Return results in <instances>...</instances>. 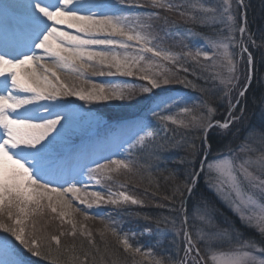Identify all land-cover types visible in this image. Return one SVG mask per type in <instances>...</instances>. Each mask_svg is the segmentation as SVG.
Listing matches in <instances>:
<instances>
[{"label": "rangeland", "instance_id": "1", "mask_svg": "<svg viewBox=\"0 0 264 264\" xmlns=\"http://www.w3.org/2000/svg\"><path fill=\"white\" fill-rule=\"evenodd\" d=\"M113 1H115L114 4H118L117 0ZM239 1L240 0H228V5H230L229 12L223 13V8L228 6L224 3V0H179L181 5L184 3L187 4V8L189 9L188 14L196 17V19L191 20L195 29H186L183 25L179 24L181 22H178V18L176 19L177 23L172 22V25L176 26L171 28V38H177L178 41H182V43L185 44L183 47L184 52L192 51L194 53L200 49L208 51L209 54H211L213 52V48L211 47L212 41L222 40L224 43H227L228 52L231 54L233 63L235 64L234 73H229L228 66L220 55L214 56L212 60H205L204 57L201 56L199 58V63L189 57H181L176 63H172L171 61H162L157 57H152L151 53H145L144 55L152 61L149 74L159 79L160 77L156 74L163 73L171 77L172 83L162 86L161 88L152 89L150 93H144L142 91L143 87L151 88V85L147 80L141 79L144 73L136 70H133V75L131 76L126 74L122 75L120 72H117L115 68L111 69V71L115 73L114 75H108L109 69L107 68L102 69L105 73L104 75H99L98 73L101 70L99 67L97 68V74L93 75L92 71H89L86 73L85 77H77L75 74H62V79L75 85L77 90H84L87 92L92 90L94 86L98 89L100 85H104L105 94L109 95L111 94L109 91L110 87L115 86L118 89L124 90L125 99L80 100L75 96H61L56 101L42 100L38 102L41 107L37 120L42 122L41 118H55L57 113H64L65 119L62 120L61 126H58V132L52 135L58 141L73 142L79 139L80 136L83 137L90 133H94L97 128L99 129L100 126L109 122L108 120H111V118L108 119L99 115L100 113L102 114L112 109L116 110L118 114L122 113V116L136 113L141 110L143 107L142 104L147 100V97L156 96L158 95L156 92H166L174 87H178L179 90L174 92L171 96L187 98L189 102L187 106L193 109V115H199L200 113L207 114V109L211 107L214 109V112L211 114V121L214 123L212 119L214 114L220 110L226 100L235 103L236 109H234V112L236 113V110L239 111L244 104H247L245 96L241 97L239 92L232 97L228 95L229 92H232V94L235 92L234 90L231 91V89L233 88L232 85H234L235 80H238L237 70L243 68L247 63L244 60L245 57L242 55L240 57L242 63L238 66L239 43L244 42L246 45L245 37L248 31V17L246 15L244 26L246 27V32L241 36L238 31L244 19ZM27 2L28 0H2L0 7H3V3L20 6L27 4ZM88 2L104 3L107 1L88 0ZM251 2H254V0H251ZM192 5L196 7L193 8ZM201 5H203L204 9H215V11H203ZM123 8H129L131 10L145 9L144 12L140 10L135 12L126 11V13L121 15L135 17L138 14L142 21L152 25L151 29L148 31L156 37L153 43H160L156 32H153L154 20L152 23L151 21L149 22V16L158 12L150 9H159L152 5L151 0H130L128 4L120 5V8L116 6L114 11L119 13L120 9ZM160 9H163L166 15L169 13L172 14L174 11L165 10L164 8ZM13 10L16 12L19 11L23 15L26 14L22 7H14L8 11H0V13H7L6 16H10V14H16L13 13ZM94 10L96 11V9ZM255 10L256 15L263 18V24L258 30L260 51H258L256 55H252L253 62L250 69L251 79H247L249 76V66L247 64L246 77L243 79L241 85V90L246 88L244 95L248 92L250 93V86L252 84V87H257L258 95H260L259 110L254 115L252 125L243 132L238 131L228 136L226 134L227 130H230V128L222 129L218 126L219 123H214L217 126L208 130L207 139L205 140V133L198 127L185 128L172 124L169 121L167 129H165L161 122L151 116V111L146 118H132V120H128L127 122L129 123L135 122L130 125H127V122L123 123L126 124L125 130L131 131L129 138L132 134L137 135V133L141 131L142 126L148 123L153 125L151 130L157 133L154 139L148 138L143 147L137 145L131 149L133 155L132 159H115L132 161L134 164L133 171L126 172L121 170L120 174L111 173L113 179L109 180L101 177L99 178V183H97V180L89 179L88 176L84 174L79 178L76 186L81 183L86 187H77L81 190L79 193H68L66 199L72 202V207L61 209V206L57 204V213L51 212L47 207L48 200L45 198L42 201L45 205L41 213L42 216L34 220L35 222H40V224H36L35 229H33L31 222L27 221V231L29 233L35 232L42 248L46 250V246L50 243L51 248L55 250V242L49 241V237L52 235L60 236L62 246L74 244L77 250H79L81 246L85 249H91L92 245L89 244V239H91L95 241L96 246L101 250L107 247L108 251L119 259V264H137V261H140L142 258L139 255L125 253L123 251V245L119 243L118 238L113 236L110 231L106 230V227H114L120 237H126L133 247L139 246L145 251L150 249L153 252V259H161L163 264H179V261L184 257L185 242L183 231L187 229L194 240L197 239V233L200 230H203L205 233H226L223 240L214 242L215 246L212 249L206 248L204 241H199L198 246L207 264H214L212 260L213 252H226L237 248L241 251L251 252L256 258L257 264H259L260 260H264V234L255 226V220L249 223L247 220L241 219L237 211L234 210L233 201L236 200V193L233 192L229 195L227 186L223 192L218 191L216 187L217 174L214 171H210L208 168V164L215 161L218 157L223 156L232 158L235 161L238 170L237 175L243 188V198L246 199L247 196L251 195L255 201V203L249 205V209L253 214H259L261 211H264V208L261 207V205H264V195H262L264 189H262L258 183L249 184V182L244 179V175L239 171L240 165L244 160L248 158H257L261 150L264 149V143L261 142V136L264 134V0L258 1ZM229 14L233 16L232 21L227 19ZM213 17H215V22H213ZM158 21L168 24V22L162 18ZM68 30L73 31L71 29ZM229 36H234V39H226V37ZM130 43L135 44V42ZM158 47L173 52H180L175 51V48L172 49L169 45L164 43L162 45L159 44ZM118 51L123 50L118 49ZM134 51V48L129 49V52ZM216 51L223 52V49H218ZM248 51L251 53L249 49ZM143 66L147 67V65ZM184 68H187L188 71H184ZM233 75L236 79H233L231 84L222 83V81H226ZM179 79L184 81V83L176 82ZM185 84H187V86H185ZM186 89H188L190 93L187 92ZM162 95H165L163 96L164 98L168 96L162 93L155 101L162 99ZM45 107H47L49 111H44ZM105 115L108 117L112 116L110 114ZM179 118L180 117H178V119ZM184 119L188 120L190 117H184ZM111 125L115 126L116 123ZM232 126L233 123H231L229 127ZM213 132L221 139V144L216 147H211L208 142V136ZM181 136L186 138V140H183V143L179 140L177 141ZM54 146H56V144ZM125 147L129 151L128 146ZM247 148H251L252 151H242V149ZM135 155L138 156L136 162L139 165L135 163ZM190 155L191 157L195 155L196 159H193V161H190V159L187 160L186 158ZM197 158H200V161L197 162ZM171 169H173V171H171ZM183 170L184 172L182 173ZM248 170L260 180H264V172H261L259 168L250 166ZM152 174H166L175 180H184L186 188L190 186L191 191H193V189L196 191L197 188L202 194H210V198H214V201L205 200L203 195L201 197L202 199H199L197 198L198 195L196 196L193 191L194 195L188 198L186 204V197L179 203L181 209L179 213L174 214L175 209L170 206L172 205L170 202L168 207L159 205L160 208L162 207V210L157 212L151 211L153 213L147 215L145 214V210L141 208L148 207L151 197L145 193L146 187H143L138 182L141 177L145 180L152 178V176H150ZM147 182L148 186H151L152 182ZM165 186L166 183L162 182L158 188L164 189ZM140 187L142 189L145 188V191L141 190ZM181 187V183L176 186L175 195L180 192ZM95 192H99L105 197V201L99 202V206H97L95 197L92 196V193ZM120 192L132 196L142 203L132 204L129 201L127 203L122 202L113 205L107 202L110 193L119 194ZM49 195L52 196V202L56 203L59 194L49 193ZM86 195L87 202L85 204H80L78 200L74 199V196H79L81 199H84ZM112 198L117 197L114 196ZM120 199L122 200V197ZM175 202L177 201L174 200V203ZM216 202L226 209L224 211L231 212V215H234V219L228 220L231 219L228 218V213L218 208ZM88 203L92 204L91 208L87 207ZM236 203H239V200H236ZM77 208L79 209L78 211L76 210ZM125 209L129 210V212L125 211ZM61 210L65 211L67 215L60 217L58 213ZM202 213L207 214V221H201L199 219ZM185 215L187 216L186 225L184 224ZM69 220L76 225L75 237L68 235L72 230V224L68 223ZM254 231L260 233L262 239H255ZM61 232H63L64 235H60ZM81 232H91L92 236L89 238L87 235H81ZM101 233H104L103 237ZM7 234L11 235L9 232H7ZM9 241L12 244L16 242L13 236L9 237V240L5 238L4 241H0V251L5 248V254L0 257V261H8L9 264H12L14 261H20L21 264H23V260L12 252ZM245 242H250L254 247H242ZM18 244L21 247V252L19 254L24 260L35 262L38 256L33 255L19 242ZM144 264H151V260L144 261ZM189 264H191V259L189 260Z\"/></svg>", "mask_w": 264, "mask_h": 264}, {"label": "snow or ice", "instance_id": "2", "mask_svg": "<svg viewBox=\"0 0 264 264\" xmlns=\"http://www.w3.org/2000/svg\"><path fill=\"white\" fill-rule=\"evenodd\" d=\"M129 2L130 0H117L120 5ZM151 3L154 7L169 11L179 10L181 7L170 3L169 0H151ZM224 3L228 5V0H224ZM240 3L242 4L243 0H240ZM14 7H22L25 10L30 31L23 44L27 51H18L13 54L0 50V88H2L0 91V229L11 233L15 240L33 255H43L50 261V264H119V259L114 257L107 247L101 250L91 239H89L91 249L81 246L77 250L74 244L62 246L60 236L52 235L49 241H54L56 248L53 250L49 243L45 250L39 244L35 232L27 231L28 217L38 211L43 212L45 205L42 201L45 198L48 200L47 207L51 212L57 213V204L61 206V209L72 207V202L66 199L68 193L75 194L81 191L74 182H68L67 188L53 187L50 180L42 179L50 175H62L67 167V161L55 156L53 152L56 138L52 135L58 132V126H61L65 114L57 113L55 118H41L42 122L37 123L35 120L39 117L41 107L38 102L56 101L61 96H75L80 100L125 99L124 90L115 86L110 87L111 94L106 95L104 85H100L98 89L94 86L92 90L85 92L77 90L75 85L62 79V74L85 77L87 72L92 71L95 75L98 67L101 69L99 75L105 74L102 70L104 68L109 69L108 75L115 74L111 71L113 68L122 75L131 76L133 70L144 73L141 79L147 80L151 85V88L143 87L144 93H150L152 89L172 83L171 77L163 73L156 74L160 77L159 79L149 74L152 61L144 55L145 53H151L152 57L172 63H176L181 57H189L199 63L201 56L205 60H212L214 56L220 55L226 62L229 73H234L235 64L228 52V44L222 40L212 41L213 52L211 54L200 49L194 53L161 49L153 43L156 37L148 31L152 27L151 24L142 21L138 14L135 17L117 14L114 11L115 4L88 2V0H47V3L43 0H28L27 4L20 6L3 3L0 11H8ZM192 7L196 6L192 5ZM201 9L215 11V9H204L203 5ZM229 9L230 5L224 7L223 13H228ZM180 15L182 17L189 15L190 19H196L184 11H180ZM212 19L215 22V17ZM227 19L232 21L233 16L229 14ZM238 31L243 36L246 27L241 26ZM226 39L232 40L234 36L226 37ZM130 42H135V44ZM133 48L135 51L129 52V49ZM118 49L123 51H118ZM218 49H223V52L216 51ZM242 51L248 52L247 47H242ZM252 62V54L248 53L249 76L247 79L249 80L251 79ZM183 70L188 71L187 68ZM233 79H236L234 75L222 83L231 84ZM176 82L184 83V81ZM245 90L246 88L239 92L241 97ZM153 103L151 116L161 122L165 129L169 121L185 128L198 127L205 133L206 140L208 130L217 126L211 121L213 108L209 107L207 114L193 115V109L187 106L189 102L185 97L167 96L158 101L154 100ZM44 111H49V109L45 107ZM184 117H190V119L185 120ZM237 119L239 117L233 116L230 110L229 119L218 126L228 129L230 124ZM152 128L151 123L144 125L134 137L133 142L129 144V154H131L130 150L137 145L143 147L148 138H155L157 133L151 130ZM261 142L264 143V134L261 136ZM242 151L251 152L252 149L247 148ZM250 166H255L264 172V149L257 158L244 160L239 168L249 184L258 183L264 189V180H260L249 171ZM85 167L87 166L82 165L81 169ZM133 167L132 161L109 159L105 164L96 163L94 168L87 167L85 174L89 179L97 180L99 183L101 177L111 180L113 179L111 173L120 174L121 170L132 172ZM208 168L217 174L218 191L223 192L227 186L229 195L236 193V200H239V203H236V200L233 201L234 210L241 219L249 223L255 220V226L264 234V211L253 214L249 209V205L255 201L251 195L246 199L243 198V188L237 175L235 161L232 158L221 156L209 163ZM187 190L191 193V187ZM49 193L59 194L56 203L52 202V196ZM92 196L95 197L97 206L99 202L105 201V197L99 192L92 193ZM114 196L117 198H112ZM74 199L80 204H85L87 195L84 199L79 196H74ZM129 201L132 204L142 203L124 192L110 193L107 200L113 205ZM87 207L91 208L92 204L88 203ZM261 207L264 208V205ZM58 214L60 217L67 215L63 210ZM199 219L207 221V214H200ZM68 223L72 224V230L68 235L75 237L76 225L71 220ZM184 224H187V216L184 218ZM33 229H35V223H33ZM106 230L118 238L125 253L139 255L142 258L137 261V264H144L147 260H151V264H163L161 259H153V252L150 249L145 251L139 246L133 247L126 237H120L114 227H106ZM60 235L64 233L61 232ZM81 235H87L90 238L92 233L81 232ZM103 235L104 233H101L102 237ZM183 236L184 257L179 264H189L190 259L193 264H200L205 257L201 256L199 241H204L205 247L212 249L215 246L214 242L223 240L226 233H205L200 230L197 233V239L194 240L190 232L185 229ZM242 247L251 248L254 245L245 242ZM212 260L214 264H257L251 252L241 251L239 248L226 252L215 251L212 254ZM0 264H9V262L0 261ZM12 264H21V262L14 261ZM259 264H264V260H260Z\"/></svg>", "mask_w": 264, "mask_h": 264}, {"label": "trees", "instance_id": "3", "mask_svg": "<svg viewBox=\"0 0 264 264\" xmlns=\"http://www.w3.org/2000/svg\"><path fill=\"white\" fill-rule=\"evenodd\" d=\"M243 1H244V5H245V10H246V16L248 17L247 18L248 19V25H247L248 26V31L246 33L245 40H246V43H247V48L250 50L251 54L252 55H256L258 53V51H260V43L258 41V39L260 40V38H259L258 30L260 29V27L263 24V18H260L261 16H257L256 15V10H255L259 0H256V2L254 0L255 4H254V2H251V0H243ZM169 2L173 3V4L180 5L181 6L180 9L179 10H174L172 12V14L169 13L168 15H166V14H164L163 9H160V8L156 9L155 8L153 10L159 11V14L154 13V15H152L149 18V22L151 21V23H152L153 20H154L153 32L154 31L156 32V35H157L158 40L160 42L159 44L162 45L164 43L166 45H169L172 49L175 48V51L184 52L183 51V47H184L185 44H183L182 41H178L177 38H171V35H172L171 34V28L173 26H176V25H172V22H176L177 23L176 19L178 18V20H179L178 22H181L179 24L183 25V27H185L186 29L189 28L190 30H193V29H195V27H194V25H193V23L191 21L192 19H190L189 16L185 15V16L182 17L180 15V11H184L186 14H188L189 9L187 8V4L186 3L181 5L179 0H169ZM253 4H254V6H253ZM160 18H162L163 20L167 21L168 24L163 23L161 21H158ZM161 33H163V34H161ZM202 33H204V32H202ZM159 44L155 43V45H157V46H159ZM245 66H246V70H245V75H243V79H245V77H246L247 64H245ZM243 79L239 83V86L242 85ZM178 81H182V80L179 79ZM252 85L250 86V90H251L250 93L248 92L245 95V99L247 100V104L248 105L244 104V108H243V116H244V118L247 119V124L249 126L252 125V122H253V119H254V115L256 114V112H258L259 104H260V97H259L260 95H258V89H257V87H252ZM186 90L190 93V91L188 89H186ZM156 93H159V92H156ZM237 93H238V91L236 90L233 94H232V92H229L228 95H229V97H232V96H235ZM229 103H230L229 101H227V100L225 101V103L222 105L220 110L217 111V113L219 114L217 116V118H219V119H223L224 118L225 114L228 112V104ZM106 113L110 114L112 116L118 115L117 111L114 110V109L106 111ZM241 128H239L237 130V132L238 131L243 132L244 130L242 131ZM213 133L209 134L208 142H209L211 147H216V146L221 144L220 143L221 139H219L217 137L215 132H213ZM178 140L181 143H183V140H186V138L181 136L180 138L177 139V141ZM177 154H180V153H177ZM186 159L187 160L190 159V161H193V159H196V157H195V155H192V157L190 155ZM198 161H200V158H197V162ZM173 169H171V171H173ZM183 172H184V170L182 171V173ZM150 176H152V178H149V179H146V180L144 178H142V177L139 178L140 181L138 183L141 184L143 187L144 186L146 187V191L144 190L145 188L142 189L140 187L141 190L145 191V193H147L151 197L150 198V203L148 201V203H149L148 207L141 208V209L145 210V214L148 215L149 213L150 214L153 213L151 211L157 212L159 210H162V207L160 208L161 205L164 206V207H168L169 203L171 202L172 205H170V206H172L175 209L174 214L179 213L181 211L179 203H181L185 199V197H186V195L188 193L187 192L188 188H186L184 180H180V179L175 180L174 178H172L171 176L166 175V174H152ZM147 181H151L152 182L151 186H148V182ZM156 182H157V184H156ZM162 182L166 183V186H165L164 189L158 188V186ZM180 183L182 184L180 192H178L175 195L176 186L178 184H180ZM144 184H146L147 186L144 185ZM193 191H194V189H193ZM193 191H192L191 195H194V192H195V195L196 196L198 195L197 198H199V199H202L201 197L203 195L205 200L214 201V198H210L211 197L210 194H204V193L202 194V192L199 189H197V188H196V191H194V192ZM174 200H176L177 202L174 203ZM205 200H203V201H205ZM216 204H217V207L220 208L221 210L222 209H223V211L226 210L218 202H216ZM125 211L129 212V210H127V209H125ZM224 212L228 213V218H231V219H228V220H233L234 219V215H231V212H228V211H224ZM152 216H153V214H152ZM254 238L257 239V240L262 239L261 234L258 233V232L254 233ZM37 256L39 258V260H37V261H39L40 264H50V261L48 259H45L43 255H37ZM120 257H123V256H120Z\"/></svg>", "mask_w": 264, "mask_h": 264}, {"label": "bare ground", "instance_id": "4", "mask_svg": "<svg viewBox=\"0 0 264 264\" xmlns=\"http://www.w3.org/2000/svg\"><path fill=\"white\" fill-rule=\"evenodd\" d=\"M38 223L40 224V222H37V224H38Z\"/></svg>", "mask_w": 264, "mask_h": 264}]
</instances>
